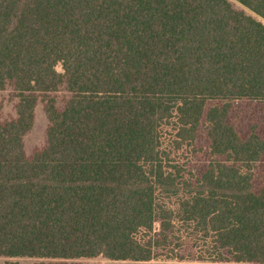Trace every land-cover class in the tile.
<instances>
[{"label":"trees","instance_id":"obj_1","mask_svg":"<svg viewBox=\"0 0 264 264\" xmlns=\"http://www.w3.org/2000/svg\"><path fill=\"white\" fill-rule=\"evenodd\" d=\"M235 1L0 0V92L17 100L0 256L264 264V0ZM38 97L46 143L28 157Z\"/></svg>","mask_w":264,"mask_h":264},{"label":"rangeland","instance_id":"obj_2","mask_svg":"<svg viewBox=\"0 0 264 264\" xmlns=\"http://www.w3.org/2000/svg\"><path fill=\"white\" fill-rule=\"evenodd\" d=\"M231 5L237 9H242L241 6L235 0H229ZM60 69V67H57ZM49 96L55 98L56 106L61 108L66 99L69 97V93L66 91L65 86L61 85L55 92L49 94ZM16 97L11 85H7L6 88L0 92V120L9 121L15 117ZM48 127V120L44 111V104L41 97H38L34 109V123L32 128L23 137L25 154L30 157L35 150H39L46 143V129ZM186 254V252H185ZM11 260L19 264H31L39 259L30 257H13L8 258L0 256V264H4L5 261ZM84 263L91 264H111V261L104 257H96L90 260H84ZM162 264H257V263H234V262H199L194 260L185 259H163L157 261Z\"/></svg>","mask_w":264,"mask_h":264}]
</instances>
